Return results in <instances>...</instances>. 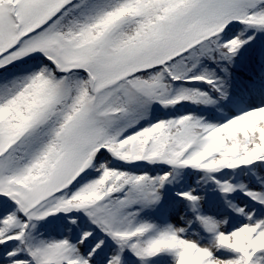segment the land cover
Returning <instances> with one entry per match:
<instances>
[{"label": "snow or ice", "instance_id": "6c2138e0", "mask_svg": "<svg viewBox=\"0 0 264 264\" xmlns=\"http://www.w3.org/2000/svg\"><path fill=\"white\" fill-rule=\"evenodd\" d=\"M0 264H264V0H0Z\"/></svg>", "mask_w": 264, "mask_h": 264}]
</instances>
